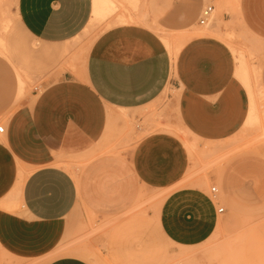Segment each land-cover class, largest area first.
<instances>
[{
    "label": "crops",
    "instance_id": "crops-1",
    "mask_svg": "<svg viewBox=\"0 0 264 264\" xmlns=\"http://www.w3.org/2000/svg\"><path fill=\"white\" fill-rule=\"evenodd\" d=\"M107 1L110 18L118 7L115 0ZM133 2L137 7L139 0ZM236 4L244 30L264 40V0H237ZM199 5L195 3L196 8ZM175 6L176 11H183L182 3ZM94 10L108 12L97 0L15 3L22 31L43 48L80 36ZM1 41L0 51L4 47ZM205 49V60L198 57V65L183 74L177 119L200 143L199 148H215L241 132L250 115L251 99L228 47L208 38ZM171 73V56L149 28L113 26L92 43L78 77L66 73L52 89V98L41 106L29 101L19 104L22 110L10 120L6 137L0 139V202L20 194L22 215L0 213V246L15 258L38 264L50 259L47 264H91L81 257L62 254L66 249L59 251L61 243L65 247L64 236L70 231L66 220L77 207L80 192L90 211L104 217L134 206L144 189L164 193L158 214L164 240L180 248H195L216 234L231 206L226 200V208L221 207L207 190L209 182L219 183L227 193L249 185L256 196H264V163L257 158L231 164L225 182L216 174H205L202 187L184 182L190 169L202 165L182 139L164 132L145 137L125 157L99 159L80 188L76 176L58 163L50 162L24 176L25 159L36 154L39 146L48 155L79 153L103 138L110 119L123 112L127 117L145 115L166 90ZM13 76L0 58V120L13 103L6 97L14 85ZM16 79L22 83L20 76ZM221 208L223 212H219Z\"/></svg>",
    "mask_w": 264,
    "mask_h": 264
},
{
    "label": "rangeland",
    "instance_id": "rangeland-1",
    "mask_svg": "<svg viewBox=\"0 0 264 264\" xmlns=\"http://www.w3.org/2000/svg\"><path fill=\"white\" fill-rule=\"evenodd\" d=\"M115 1L118 8L112 17L87 27L70 42L43 48L37 42H31L22 31L15 13L16 0H0V41L4 44L0 58L15 74L12 90L6 92L7 99L13 103L0 120V126L5 129L0 139L6 137L10 120L22 110L19 104L29 101L41 106L52 98V89L66 73L78 77L92 43L113 26L143 25L149 28L163 42L172 61L170 82L145 115L127 117L123 112L110 119L103 138L79 153L48 155L39 146L36 154L25 159L24 176L50 162L58 163L59 167L76 176L80 188L99 159L125 157L141 140L158 132L179 137L192 153L197 154L202 166L190 169L184 181L195 186L205 184V174H216L225 182L231 164L245 158H257L264 163V40L244 30L238 19V5L228 0H139L135 9L134 0ZM196 2L200 3L198 8ZM176 3H182L183 11L175 10ZM208 7L216 10L215 15L201 26V12ZM218 10L220 19L216 15ZM208 38L228 47L236 72L248 89L251 110L245 126L232 140L215 148L209 145L199 148L200 143L189 136L177 119V100L184 88L186 69L197 66L198 57H201L200 61L205 60ZM196 177L199 178L194 181ZM212 188L219 191L216 200L222 208H226V200H230L231 206L216 234L198 247L180 248L164 240L158 227L164 193L143 189L134 206L124 211L118 209L123 211L119 215L104 217L90 211L80 192L79 203L66 220L70 231L64 236L65 247L61 243L59 251L66 249L62 254L81 257L91 264H119L122 261L132 264H264V196H256L249 185L234 193L225 192L219 183L209 182V193ZM19 197L11 196L1 201L0 213L22 215ZM0 264H38V261L20 260L0 246Z\"/></svg>",
    "mask_w": 264,
    "mask_h": 264
},
{
    "label": "bare ground",
    "instance_id": "bare-ground-1",
    "mask_svg": "<svg viewBox=\"0 0 264 264\" xmlns=\"http://www.w3.org/2000/svg\"><path fill=\"white\" fill-rule=\"evenodd\" d=\"M228 1H233V2H237V0H228ZM97 3H99L100 5H102V7H104V10H106V8H107V11L108 12H104L105 14H102V12H100V11H93V13H92V16H91V19H90V22H89V25L87 26V27H89V26H91V25H95L98 21H100V20H105V19H108L109 17H107V15L108 16H110L111 15V6H109L108 5V3H110L109 1H107V0H97ZM112 3V2H111ZM224 3V2H223ZM115 5V4H114ZM224 5V4H223ZM109 6V7H108ZM134 8L136 9L137 7L136 6H134ZM213 13H214V9H213V12H212V15H211V18H210V20L212 19V16H213ZM215 15V14H214ZM216 15L218 16V18L220 19V11L218 10L217 11V13H216ZM120 19H122V18H120ZM210 20H209V22H210ZM121 22H124V20H122ZM120 22V23H121ZM127 23V22H126ZM119 24V23H118ZM215 25V24H214ZM214 25H212V26H210V27H213ZM202 26V25H201ZM92 27V26H91ZM207 29H209V25H208V27H207ZM200 38V37H199ZM256 102V101H255ZM219 192V191H218ZM17 195H16V198H17V196H19L18 195V193H16ZM15 198V197H14ZM12 202V201H11ZM6 208L8 207L9 208V205H6L5 206ZM11 207V206H10Z\"/></svg>",
    "mask_w": 264,
    "mask_h": 264
},
{
    "label": "built area",
    "instance_id": "built-area-1",
    "mask_svg": "<svg viewBox=\"0 0 264 264\" xmlns=\"http://www.w3.org/2000/svg\"><path fill=\"white\" fill-rule=\"evenodd\" d=\"M212 12H213V7H208V8H205L202 12H201V15H200V20H199V23L201 25H205L211 18V15H212ZM5 131L4 127L0 126V134H3ZM211 195L212 197H214L215 199L217 198V195H218V191L216 188H212L211 189ZM219 212H223V209L221 208L219 210Z\"/></svg>",
    "mask_w": 264,
    "mask_h": 264
}]
</instances>
